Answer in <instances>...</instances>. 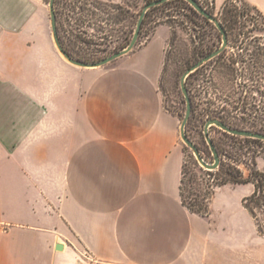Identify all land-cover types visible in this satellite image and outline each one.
I'll return each instance as SVG.
<instances>
[{
  "label": "crops",
  "instance_id": "1",
  "mask_svg": "<svg viewBox=\"0 0 264 264\" xmlns=\"http://www.w3.org/2000/svg\"><path fill=\"white\" fill-rule=\"evenodd\" d=\"M246 1L264 16V0ZM35 16L31 0H0V264H264L234 191L215 195L216 222L182 200L180 120L160 91L166 38L89 75L82 96L77 82L65 110L68 94L34 87L57 81L47 42L27 39Z\"/></svg>",
  "mask_w": 264,
  "mask_h": 264
},
{
  "label": "rangeland",
  "instance_id": "2",
  "mask_svg": "<svg viewBox=\"0 0 264 264\" xmlns=\"http://www.w3.org/2000/svg\"><path fill=\"white\" fill-rule=\"evenodd\" d=\"M50 1L31 0L36 16L33 18L31 34L27 39L47 42V55L43 49L40 55L47 56V61L53 66L54 72L53 74L49 72V75H52V78L56 76L57 81L55 78L52 82L49 80L48 84L39 81L34 84V87L38 89L39 95H46V89L55 88L58 92L63 91L65 96L68 94L70 102H66L65 99L63 107L65 110L67 107L70 110V107L75 105L77 82H79V95L82 96L83 83L89 75L97 71H105L119 64L125 57L122 56L99 68H84L70 63L60 53L54 41ZM226 1L220 5L216 3V0H198L203 8L220 20L224 17L222 12ZM234 4L239 12L245 14V21H247L235 26L227 47L229 64L236 68V72L226 75L225 78L219 76L217 74L219 61L214 58L191 73L186 82L193 103L186 130L208 163L214 162V155L204 131L209 114L221 110V107L225 105L229 108L228 102L238 101L242 96L257 104L258 111L250 115V111L243 114L242 111L234 110L232 115L238 116L243 126L254 125L259 129L264 126L263 14L258 7L250 3L235 0ZM184 6L176 2L151 11L146 16L133 49L142 47L157 35L166 38L160 91L165 109L174 113L180 123L185 118L187 106L181 85L183 74L204 56L212 53L222 42L221 35L212 23L205 21L199 13L196 14L189 8H182ZM143 7L142 0H56L55 9L60 40L64 41L69 53L75 59L85 62L100 61L130 44ZM240 24L244 26L240 27ZM51 50L55 52V55ZM60 55L64 58L62 64L58 57L53 58ZM258 88L261 89L258 90ZM72 97L74 100L71 99ZM49 99L53 102L48 103L51 110L50 119H61L53 112L56 110V97ZM209 99L216 102V105L211 106L207 102ZM25 107L24 104L20 106L22 119H24V110L29 108ZM255 115H258L260 119L256 120ZM66 116L64 111V119ZM210 135L225 153L222 155L223 164L213 171L204 167L197 160L192 148L183 141V138L180 139L185 152L183 167L185 165L188 170L187 194H190L189 189L192 185L198 187L199 197L197 198L200 205L196 209L202 208L203 213L207 214L203 217L212 218L213 222H216L219 215L212 216L211 211L215 195L223 189L234 191L237 197L235 200H239L241 209L245 208L249 212L251 222H254L259 233L264 236V185L258 182L256 175L257 172L264 173L260 167V164L264 166V140L231 138L218 127H211ZM196 172H198L195 178L196 183H192ZM240 173H243L245 178L252 173L250 180L245 183L235 182L234 179L238 178ZM251 195H255V198L248 201ZM260 198H263L261 202H259ZM192 203H195V200ZM248 204L255 206L254 214L247 208ZM51 212L56 215L54 211L51 210Z\"/></svg>",
  "mask_w": 264,
  "mask_h": 264
},
{
  "label": "water",
  "instance_id": "3",
  "mask_svg": "<svg viewBox=\"0 0 264 264\" xmlns=\"http://www.w3.org/2000/svg\"><path fill=\"white\" fill-rule=\"evenodd\" d=\"M55 1L56 0H51L50 1V12H51V23H52V32H53V37H54V41L55 44L58 48V50L60 51V53L64 56L65 59H67L70 63L76 65V66H80V67H84V68H99L102 66H105L106 64L114 61L115 59H118L128 53H130L137 41L138 38L140 36L141 33V29L144 23V20L147 16V13L149 10H151L152 8L156 7V6H160L162 4H165L166 2L170 1V0H154L149 2L148 4H146L140 14L138 23H137V27H136V31L134 34L133 39L131 40L130 44L125 47L124 49H122L121 51L108 56L100 61H95V62H85V61H81L78 59H75L74 57H72L67 50L64 48L63 44L61 43L60 37H59V33H58V27H57V15H56V9H55ZM194 9H196V11L201 14L204 17H207L208 19H210L213 24L216 26V28L221 32L222 34V42L220 47H218L214 52L209 53L208 55L204 56L200 61H198L195 65H193L191 68H189L187 70V72H185L182 76V80H181V85H182V92L184 93L186 100H187V106H186V114H185V118L183 119V121L180 123V132H181V137L183 138V141L189 145L192 150L194 151L197 160L204 166L206 167L208 170L213 171L216 170L220 164H221V155L219 153V151L217 150L212 137L210 135V128L211 127H218L224 131H226L229 134L232 135H237V136H242L243 138H258L259 140H264V133L263 132H259V131H252V130H245L242 128H232L230 126H228L226 124V122H223L219 119H209L207 121V123H205V135H206V140L209 144L210 149L212 150L213 153V157H214V162L212 163H208L202 156L199 148L192 142L190 136L187 133L186 130V126L187 123L190 120L191 117V113H192V99L190 97V94L188 92V87H187V77L197 71L200 67H202L205 63H207L208 61H212L214 58L218 57L219 55H221L229 46V36H228V32L226 31V29L223 27V23L222 21L213 16L212 13H210L209 11H207L205 8H203V6L198 2V0H187Z\"/></svg>",
  "mask_w": 264,
  "mask_h": 264
},
{
  "label": "trees",
  "instance_id": "4",
  "mask_svg": "<svg viewBox=\"0 0 264 264\" xmlns=\"http://www.w3.org/2000/svg\"><path fill=\"white\" fill-rule=\"evenodd\" d=\"M142 1L144 3V6H145L146 4H148L149 2L154 1V0H142ZM176 2H179V4H181V3L184 4L185 6L182 7V8H189L194 13L198 14V12L196 11V9H194L192 7V5L187 0H170V1L166 2L165 4H162L160 6H156V7L152 8L151 10L148 11L147 15L151 11H154L155 9H158L160 7L168 6V5H170L172 3H176ZM234 2H235V0H227L226 1L225 7H223V12H222L223 15H224V17L221 20L222 23H223L222 24L223 27L228 32V36H229V40L228 41H229V44H230V40H231V32L233 31V29L235 28V26L237 24H239L240 22H241V24L242 23L244 24V22L247 23V21H245L246 20L245 14L243 12H239L237 10V7L235 6ZM240 2L249 4L248 2H246V0H240ZM200 16L205 21H207L208 23H212V25L216 28V26L213 24V22L210 19H208L207 17L202 16L201 14H200ZM242 19H244V20H242ZM263 19H264V16H263ZM241 24H240V27H243L244 25H241ZM217 31L219 32V34L221 35V38H222L221 32L218 29H217ZM61 43L63 44L64 48L69 53L67 47L64 44V41H61ZM218 47H220V45ZM227 57L228 56H227V49H226L221 55H219L218 57L215 58V60H218L219 61L218 73L217 74L219 76L223 77V78H225L226 75H229L232 72H236V70H235L236 68L232 67L229 64V60H228ZM204 65H206V64H204ZM260 89L258 88V90H260ZM261 93H263V92H261ZM225 101L227 102V100H225ZM207 102L210 103L211 106L216 105V102L210 101V99ZM231 103H233V104H231ZM228 105H229V108L225 105L224 107H221V110H216L211 115L209 114V119H219V120H221L223 122H226V124L228 126L232 127V128H242V129H245V130H252V131L264 132V126H262V128H260V129L258 127H255L254 125L253 126H243L241 120L239 119V117L238 116H235V115H232V113H233L232 111H234V110L242 111L243 114H246L247 111H250V115H251V114H253V113H255V112L258 111L257 104H255L252 101H249V99L246 98V97L240 96L239 99H238V101L235 100L233 102H228ZM241 118L244 121V118L243 117H241ZM255 118L257 120L259 118V116L258 115H255ZM224 132L226 133V135L230 136L231 138H239V137H242V136H237V135L229 134L226 131H224ZM245 139L248 140L249 138H245ZM212 140H213V142H214L217 150L219 151V153L221 155L220 156L221 157V164H220V166H221L223 164L222 163L223 162L222 155H225V153L223 152V149H221L215 143V141H214L213 138H212ZM255 140H259V139L258 138H255ZM201 170H203V169L201 168ZM187 172H188V170H187L186 166L184 165L183 172H182V184H181V188H180L182 200H183L185 206H187L191 210V212L197 213V214L200 213V215L206 216L207 214H204L203 213L202 208L200 210H197L196 209V207L200 205L199 204V200L197 198V197H199V193H197L199 188L198 187L196 188L194 185H192L191 186V189H189V193L190 194L189 195L187 194V188H188L187 181H186L187 180ZM198 172H196L195 177L192 178V183H196L195 178H196V176H198ZM251 174H249L248 177L245 178L243 176V173H240V175L238 176V178H235L234 180H235V182L245 183V182H247V181L250 180ZM256 175L258 176V182L261 185H264V173L257 172ZM255 192L253 194H255ZM254 198H255V195H253V196L251 195V196H249V198L247 200L248 201L249 200H253ZM194 200H195V203H192V201H194ZM259 200H260L259 202H261L263 200V198H260ZM254 207L255 206L252 205V204H248L247 205V208L253 214H254Z\"/></svg>",
  "mask_w": 264,
  "mask_h": 264
}]
</instances>
